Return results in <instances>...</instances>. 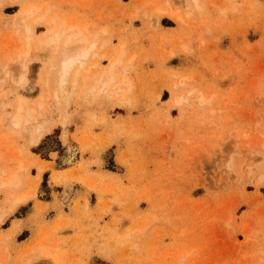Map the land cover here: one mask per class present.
I'll use <instances>...</instances> for the list:
<instances>
[{"label":"rangeland","instance_id":"rangeland-1","mask_svg":"<svg viewBox=\"0 0 264 264\" xmlns=\"http://www.w3.org/2000/svg\"><path fill=\"white\" fill-rule=\"evenodd\" d=\"M185 1L0 0V72L14 77L16 51L31 54L20 83L0 73V185L24 161L15 191H35L15 208L0 186V264H264V0ZM30 4L44 9L22 21ZM46 8L49 21L77 22L103 45L57 112L59 50L36 46L56 29L37 22ZM121 47L126 69L115 75L130 91L90 102L80 90ZM18 96L39 119L47 105L57 114L38 143L7 122ZM71 144L78 155L67 164Z\"/></svg>","mask_w":264,"mask_h":264},{"label":"bare ground","instance_id":"bare-ground-1","mask_svg":"<svg viewBox=\"0 0 264 264\" xmlns=\"http://www.w3.org/2000/svg\"><path fill=\"white\" fill-rule=\"evenodd\" d=\"M192 3H195L196 4V2H197V0H186L185 2H187V4H190L191 2ZM167 2V1H166ZM164 4H165V1H164ZM169 4H170V2H169ZM186 4V5H187ZM31 5L32 4H30V5H28L27 7V9H30L31 8ZM168 5V4H167ZM197 5H200V4H197ZM171 8H172V6L171 5H169ZM192 6H194V4H192ZM39 6H36V7H33V8H31L29 11H26L24 8H22V9H24L23 11L25 12V13H21V14H19V15H24V17H22V21L26 18V17H28V16H30V15H32V14H40V12H38L39 11V8H38ZM188 7V6H187ZM195 7V6H194ZM198 8H199V6H197ZM161 8H163V5H161ZM196 8V7H195ZM40 9H44V8H40ZM47 10H43L44 12H43V14H42V16H40V15H37V17H38V19H37V22L38 21H42L43 19H45L46 17H47V19H48V22H53L55 19L52 17V21H49V20H51V19H49V18H51V17H49L48 18V16L46 15L47 13H49L50 14V12H49V10H50V8L48 9V8H46ZM173 9V8H172ZM22 11V12H23ZM180 11V10H179ZM159 13H161V15L162 14H166V15H168L170 18H177L176 20H178V18L180 17V19H182L181 18V16L182 15H180V13L181 12H178V10L177 11H170V10H163V11H158ZM32 17V16H31ZM30 18V17H29ZM56 18V17H55ZM21 20V19H20ZM58 20V19H57ZM57 20H55L54 22L55 23H57L56 25H59L60 23H61V25H59L58 26V28H57V26L55 25V27H56V29H52V31H51V33H50V31H47L46 32V34L44 35V36H42L41 37V39H40V37H38L41 41H42V39H43V41H45V42H43L42 41V43L44 44V43H46L44 46L42 45H40V40L39 41H37V38H36V41L38 42L37 44H36V42H35V44H36V46H37V48L38 49H42L41 47H43V48H47V49H53V50H56V48L59 50V52H57V54H59L58 55V58H57V62L56 61H54V62H56V66H57V77H55V76H53V77H55L56 78V82H57V84L56 83H53L51 80V84H56V86H57V90L54 92V94L53 95H55V98H54V100L55 101H53L54 102V104H56L55 106H54V111H56L57 112V109L55 108L59 103H61V102H59V100H58V95H60L61 97V100H62V103H64V104H68V100H69V97L71 96V91H74L73 89L74 88H77V87H79L80 85H81V83H82V77H84L83 75H85V72H87L88 71V69H87V62H88V59L89 58H92L93 56H95L97 53H99L100 54V51H98L97 52V50H101V49H99V47L100 48H102L103 47V45H100V44H102V42L99 44V45H97V41H95V40H92L91 38L89 39L88 37H85L84 36V30L86 29V28H81V27H77V26H79V24L77 23V22H75V23H73V26H65L66 25V23L64 24V22H66V21H63V20H61V21H63V22H60V20H58V22H56ZM35 21H36V18H35ZM180 21H182L183 22V20H180ZM43 22V21H42ZM24 23V22H23ZM77 23V24H76ZM86 23V22H85ZM17 24V23H16ZM21 24V26H22V22L20 23ZM69 24V23H68ZM76 24V25H75ZM84 24V23H83ZM82 24V25H83ZM50 25V24H49ZM70 25V24H69ZM85 25V24H84ZM20 26V25H19ZM24 27H25V25H24ZM24 27H23V29H24ZM49 27V26H48ZM51 27V26H50ZM60 27V28H59ZM82 27H87V25H85V26H82ZM27 28H29V30H30V32L31 31H33V29H30V26H26V30H27ZM81 28V30H79ZM84 29V30H83ZM26 30H25V32H26ZM48 30H50V29H48ZM83 30V31H82ZM24 31V30H23ZM87 31V30H86ZM27 32H29V31H27ZM29 32V33H30ZM47 33H49V35L47 34ZM87 34V33H86ZM30 35H31V33H30ZM33 35V34H32ZM46 35H48V36H46ZM91 34L89 33V36H90ZM27 36V35H26ZM95 36V38H97L96 36H98V35H94ZM29 37H33V36H29ZM44 37V38H43ZM35 38V37H34ZM92 38H94L93 36H92ZM23 39H24V37H23ZM26 40V39H25ZM27 40L28 41H26V50H28V48L30 49V51H32L31 50V48L30 47H27L28 45H30V43H28L27 44V42H29L30 41V39L29 38H27ZM31 42V41H30ZM32 43H33V41H32ZM31 43V44H32ZM99 43V42H98ZM25 44V43H24ZM105 44V43H104ZM33 45L34 44H32V47H33ZM40 45V46H39ZM107 45V44H106ZM40 48H39V47ZM97 46H99V47H97ZM102 46V47H101ZM105 46V45H104ZM98 48V49H97ZM97 49V50H96ZM104 49V48H103ZM46 50V49H45ZM96 50V51H95ZM107 50V49H106ZM23 51V50H22ZM49 51V50H48ZM124 51H125V48H124V50H123V48L121 47V48H119L118 49V52L115 54V57L108 63V69H107V67H105L106 68V71L105 72H100V73H98L96 76H95V78L91 75L93 72H91L90 73V71L91 70H93L94 69V67L93 66H95V65H90V67L92 66L93 67V69H91L90 71H89V74L93 77L92 79V81H91V83L89 84V86H86V87H84L86 84H84V86H83V89H81L80 91H82L81 93L83 94H85V95H88L89 97H90V99H89V101L91 100L92 102L94 101V102H104L105 100H113L115 97H117V98H119V99H122V101H123V99L124 98H126L125 96H126V94L130 91V88H131V84H130V82H129V80L127 79V78H125L126 76H122L123 78H121L120 80H117V77H116V75H115V71H117L118 69L120 70V68L122 69V68H125L126 69V67H124V65H123V61H124ZM17 52H19V51H16V54L15 55H17V54H19V56L16 58V62L18 63V69H19V73H16V75L18 74V75H20V80H18L19 78V76L17 77L16 75H15V71H14V77H11L12 76V70L10 69H7L6 68V65H5V68L4 69H2V67H1V72L3 71V74H1V76H4L5 75V77H6V80H7V78H8V80L10 79V77L12 78V82H13V80H14V84L16 83V82H19L20 83V81H22L21 79H23L25 76V71L27 70V67H28V58H29V56L31 55H29V50L28 51H23V52H19V53H17ZM45 52V51H44ZM95 52H97V53H95ZM106 52V51H105ZM53 53V52H52ZM56 53V52H55ZM114 53V52H113ZM41 54V53H40ZM107 53H105V55H106ZM112 54V53H111ZM52 55V54H51ZM42 56V55H41ZM44 56H45V54H44ZM100 56V58L103 56H101V55H98V56H96V57H99ZM55 57H57V55L55 56ZM11 60L13 59V57L11 58V57H9ZM95 58V57H94ZM109 58V57H108ZM13 62V61H12ZM15 62V63H16ZM49 64V63H48ZM47 64V65H48ZM98 64V63H97ZM98 66L99 65H97V68H98ZM125 66H127V64L125 65ZM50 67V66H49ZM48 67V69H49V75L51 76V74H50V72H51V68L52 67H50L49 68ZM90 67H88V68H90ZM91 67V68H92ZM47 68V67H46ZM96 68V67H95ZM96 68V69H97ZM48 69H46V70H48ZM56 69H53L54 71L56 70ZM14 70V69H13ZM98 70H99V68H98ZM128 70V69H127ZM122 71V70H121ZM0 72V73H1ZM47 72V71H46ZM102 73V74H101ZM86 74H88V73H86ZM47 73L45 74V77L44 78H46L47 79ZM8 76V77H7ZM86 76H88V75H85V79H86ZM18 78V79H16L15 80V78ZM121 77V76H120ZM1 79H2V77H1ZM84 79V78H83ZM91 79V78H90ZM90 79H89V81H90ZM118 79H119V77H118ZM127 79V80H126ZM18 80V81H17ZM50 81H49V84H50ZM1 82H2V80H1ZM0 82V83H1ZM11 82V83H12ZM18 83V84H19ZM84 83V82H83ZM2 84V83H1ZM17 84V83H16ZM45 84V83H44ZM50 84V85H51ZM53 85V87H56V86H54ZM83 85V84H82ZM45 87V86H44ZM51 87V86H50ZM53 87H51V88H53ZM72 90H71V89ZM86 88V92H83L84 91V89ZM50 89V88H49ZM81 94V95H82ZM52 95V96H53ZM130 95V94H129ZM128 95V96H129ZM197 95V94H196ZM9 96H11V95H9ZM51 96V97H52ZM84 96V95H83ZM82 97V96H81ZM15 98V97H14ZM83 98V97H82ZM86 98V97H85ZM88 98V97H87ZM13 99V98H12ZM68 99V100H67ZM200 103H207V99L206 98H204L203 97V95H202V97L200 96V98H196ZM172 100H174V102L175 103H177L178 105H179V102L182 100V97H180V96H173L172 97ZM4 101V102H3ZM2 102H3V104L5 103V100H3ZM11 101V100H10ZM29 101L30 100H28V99H26L25 97H22V96H18L17 98H16V100H15V103H14V111L12 112V115H11V117H10V121L9 120H7L6 118H5V120H7V122H9V123H12V125L14 126V128L16 127V128H22V129H20L21 131L23 130V133L22 134H24V132H25V134L27 135V140H30V142L31 143H38V141H39V139H40V137H42L43 135H45V134H49L52 130H53V128H54V126L55 125H53V124H50L49 123V116H50V114H51V112L53 113V108L51 107V106H49V105H47L46 106V108L45 109H47L48 110V116H47V118H45V116H44V113L43 112H46V110H44V111H42V117L39 119V117H38V115H37V113H35V109H33V107L34 106H32L30 103H29ZM66 101V102H65ZM68 101V102H67ZM90 101V102H91ZM119 101V100H118ZM1 102V101H0ZM1 102V103H2ZM8 102V101H7ZM7 102H6V104H7ZM56 102V103H55ZM108 102H110V101H108ZM108 102H106V103H108ZM12 103V102H11ZM116 103V102H115ZM37 104H38V106H37V108H39L40 110L42 109V108H44V104L39 100V103L37 102ZM88 104V103H87ZM95 104V103H94ZM10 105V104H9ZM34 105V104H33ZM105 105V104H104ZM1 106V105H0ZM4 106V105H3ZM49 106V107H48ZM60 106V105H59ZM12 107V106H11ZM1 108V107H0ZM9 108V107H8ZM39 110V111H40ZM49 110H51V112L49 111ZM7 111V110H6ZM50 112V113H49ZM60 112V111H59ZM47 113V112H46ZM53 115H56L57 116V114H54L53 113ZM41 116V115H40ZM8 117V116H7ZM64 117H65V115H64ZM50 118H52V114H51V117ZM63 118V117H62ZM42 119V120H41ZM6 122V123H7ZM8 124V123H7ZM10 126H11V124H10ZM15 134V133H14ZM21 134V133H20ZM25 135V136H26ZM63 136V135H62ZM65 137V135L63 136V138ZM29 138V139H28ZM66 138V137H65ZM21 151V150H20ZM23 151V150H22ZM25 151V150H24ZM23 151V152H24ZM19 152V151H18ZM17 152V153H18ZM22 152V153H23ZM29 153V152H28ZM27 153V154H28ZM17 155V154H16ZM19 155V154H18ZM21 155V154H20ZM77 155H78V149L75 147V145H68V148H67V150H66V153H65V156H64V160H65V162L67 163V164H70V163H74L75 161H76V157H77ZM24 156V155H23ZM27 156V155H26ZM33 158V157H32ZM12 159V158H11ZM27 159V158H26ZM31 160V159H30ZM33 160V159H32ZM22 162H24V161H22ZM22 162H19V164H18V166H19V168L18 169H16L15 168V171L14 172H12L9 176L7 175V177H5L6 178V180L5 181H3L2 183H1V185L0 186H2V185H6V186H8L9 188H11V191L13 190V194L10 196L9 195V199H10V197H11V199H12V206H14L15 208H16V206L19 204V203H21V202H24V201H26L30 196L32 197V196H34L35 195V191L34 192H32V193H29V187H28V190L25 188V190H27V193H25V190H23V192L24 193H22V191L20 192V193H18L17 191L19 190L18 188L21 186V184H22V175L21 174H23V173H26V172H28L29 171V165L27 166V167H25V166H23V165H21L22 164ZM33 162H35V161H33ZM11 163V162H10ZM13 163V162H12ZM21 163V164H20ZM31 163H32V161H31ZM33 164V163H32ZM38 164V163H37ZM39 165V164H38ZM37 165V166H38ZM11 166V165H10ZM9 167V166H8ZM29 167V168H28ZM5 168V167H4ZM13 168V167H12ZM10 170V169H9ZM12 170V169H11ZM37 170H39V171H41L42 170V168L41 167H39V169H37ZM0 172H2V171H0ZM8 172V171H7ZM8 173H10V172H8ZM42 173V172H41ZM4 174V172H2V175ZM26 174H28V173H26ZM39 175H40V173H39ZM0 176H1V173H0ZM8 178V179H7ZM37 178V177H36ZM27 179V178H26ZM259 180V179H258ZM26 182V181H25ZM25 184V183H24ZM28 184V183H27ZM36 183H34V185H35ZM39 184V183H38ZM32 186H33V184H31ZM23 186H25V185H23ZM27 186V185H26ZM3 188V187H2ZM6 188V187H5ZM32 188V187H31ZM34 188V187H33ZM36 188V187H35ZM1 189V188H0ZM3 190V189H2ZM1 190V191H2ZM8 190V189H7ZM10 190V189H9ZM15 190H17V191H15ZM20 191V190H19ZM9 192V191H8ZM7 192V193H8ZM10 207H11V205H10ZM12 208V207H11ZM15 208H13V209H15ZM19 208V207H18ZM13 209H11V210H13ZM8 210H9V212H12L9 208H8ZM0 211H1V209H0ZM7 214H8V212H6ZM2 217V216H1ZM3 217H5V216H3ZM3 217L2 218H0V222L1 221H4V220H2L3 219ZM16 223V225L17 224H19V222H15ZM1 225V224H0ZM14 226V225H13ZM14 227H16V226H14ZM17 228H19V226L17 227ZM17 228H16V230H17ZM15 230V229H14ZM16 231H14V233H15ZM8 234V233H7ZM12 235V234H11ZM14 235V234H13ZM12 235V236H13ZM10 236V235H9Z\"/></svg>","mask_w":264,"mask_h":264},{"label":"crops","instance_id":"crops-1","mask_svg":"<svg viewBox=\"0 0 264 264\" xmlns=\"http://www.w3.org/2000/svg\"><path fill=\"white\" fill-rule=\"evenodd\" d=\"M41 158H43V157H41ZM44 160H46V161H50V162H53L54 163V168L55 169H58V167L56 166V161L55 160H53V159H45V158H43ZM80 160V159H79ZM46 161H45V163H46ZM64 169H67V167H65ZM46 172V171H45ZM44 172V173H45ZM48 172H50V176H51V171L50 170H48ZM44 175V174H43ZM42 178H43V176H42Z\"/></svg>","mask_w":264,"mask_h":264}]
</instances>
